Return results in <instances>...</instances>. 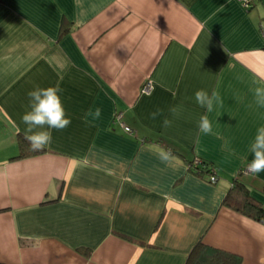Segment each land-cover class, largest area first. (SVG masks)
<instances>
[{
  "label": "crops",
  "instance_id": "0c3cea01",
  "mask_svg": "<svg viewBox=\"0 0 264 264\" xmlns=\"http://www.w3.org/2000/svg\"><path fill=\"white\" fill-rule=\"evenodd\" d=\"M82 4L0 0V263L185 264L201 240L264 264V223L223 205L236 178L264 204V172L244 171L264 125V0ZM57 83L70 125L15 158L27 93ZM198 90L222 104L207 112Z\"/></svg>",
  "mask_w": 264,
  "mask_h": 264
},
{
  "label": "clouds",
  "instance_id": "9594fccd",
  "mask_svg": "<svg viewBox=\"0 0 264 264\" xmlns=\"http://www.w3.org/2000/svg\"><path fill=\"white\" fill-rule=\"evenodd\" d=\"M75 7L81 9L83 7L82 0H75ZM264 79V77H261ZM255 102L258 106L264 107V86H258L254 90ZM63 89L57 83L54 86L46 88L36 86L27 93L29 97V110L22 116V122L26 125L25 139L30 143L33 151H39L50 145L52 142V133L50 129L63 130L71 123V118L67 115L64 104V98L61 93ZM196 102L201 107H206L207 112H212L214 103L222 104L220 96L213 91L211 96L204 91L198 90L195 93ZM175 113V109H172ZM94 119H98L101 115V109L96 108L95 112L91 110L87 113ZM158 113H153L152 118L155 119ZM170 121L165 119L164 126L168 127ZM200 132L208 135L212 134V123L207 115L200 118L198 125ZM253 159L248 164V171L253 174L264 172V125L256 130V134L249 146ZM160 158L164 162H170L173 157L171 150L161 151Z\"/></svg>",
  "mask_w": 264,
  "mask_h": 264
},
{
  "label": "trees",
  "instance_id": "16d2710c",
  "mask_svg": "<svg viewBox=\"0 0 264 264\" xmlns=\"http://www.w3.org/2000/svg\"><path fill=\"white\" fill-rule=\"evenodd\" d=\"M18 145L19 155L15 158L40 154L46 151V148L33 151L23 134H19L18 136ZM212 168L214 167L204 161L203 165L195 166L190 168V170L198 174H209L210 176ZM223 205L239 211L258 222L264 223V204L251 194L249 188L239 178H236L233 182V186L223 200ZM83 251L85 255H90V249L85 248ZM242 262L243 258L240 255L207 245L200 240L191 249L185 264H242Z\"/></svg>",
  "mask_w": 264,
  "mask_h": 264
},
{
  "label": "built area",
  "instance_id": "2783aa9c",
  "mask_svg": "<svg viewBox=\"0 0 264 264\" xmlns=\"http://www.w3.org/2000/svg\"><path fill=\"white\" fill-rule=\"evenodd\" d=\"M238 1L246 8H250L252 6V0H238ZM150 87H151L150 83H147V84H145L143 90L148 91L150 89ZM116 118H117V120L120 121L122 118V113L117 114ZM122 125L125 127L126 131H128V132L131 131V128L125 126V124L122 123ZM200 165H203V161L200 158H195V159H193V161L191 163H188L189 169L193 168L195 166H200ZM244 171L250 172V171H248V167ZM217 179H218V176H217L216 170H215V168H212L211 174L209 176V180L212 183H216Z\"/></svg>",
  "mask_w": 264,
  "mask_h": 264
}]
</instances>
